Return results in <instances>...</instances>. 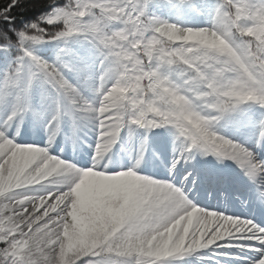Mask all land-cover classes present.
Returning a JSON list of instances; mask_svg holds the SVG:
<instances>
[{"label": "snow or ice", "instance_id": "1", "mask_svg": "<svg viewBox=\"0 0 264 264\" xmlns=\"http://www.w3.org/2000/svg\"><path fill=\"white\" fill-rule=\"evenodd\" d=\"M166 3L179 7L191 0ZM20 4L11 0L0 8V21L7 22L0 27V52L17 53L0 76V111L6 114L0 121V264H175L208 250L244 249L234 241L255 242L259 258L253 264H264V226L199 207L173 183L138 174L148 135L171 128L183 145L173 174L197 156L232 161L264 203V159L217 134L222 120L239 117L244 126L259 108L256 148L264 151V0H217L208 5L212 27L199 29L158 18L152 9L163 6L160 0H68L18 30L11 12ZM78 37L96 47L106 67L98 103L66 77L81 71L64 60L67 48L54 62L37 54L43 45ZM217 39L224 45L213 47ZM174 66L183 69L179 83L170 75ZM37 86L49 93L40 107L33 97ZM29 116L46 125L47 148L17 142ZM65 120L74 142L86 135L85 121L94 124L91 167L50 153ZM125 129L130 139L137 129L146 135L132 166L116 170L109 153ZM121 216L118 229L98 230L101 218ZM132 216L154 218L156 226L130 232Z\"/></svg>", "mask_w": 264, "mask_h": 264}, {"label": "rangeland", "instance_id": "2", "mask_svg": "<svg viewBox=\"0 0 264 264\" xmlns=\"http://www.w3.org/2000/svg\"><path fill=\"white\" fill-rule=\"evenodd\" d=\"M67 3H68V0H65L64 4H62V5L56 4L55 6L54 5L51 6L50 12H52L53 7H64L65 5H67ZM196 3L199 5V7H200V5L202 6L201 7L202 14L204 15L205 19L209 20L211 15H209L208 12L206 11V8H205L206 1L205 0H199ZM190 4H192V1ZM190 4L183 5V8L185 11L192 12ZM172 10L174 12H176L177 7H173ZM49 13H46L45 15H47ZM185 19H186L185 25L187 27L195 28L198 26L197 25V20H198L197 16H194L193 19H190L189 17H186ZM94 47L95 46L92 45V43L89 40H86L83 37H78V38L71 39L67 44L49 43V44L43 45L37 49V54L42 56L44 59L48 60L49 62H54L56 59V56L60 53V49L61 48H67L70 52V55L65 56L64 60L66 62H69L70 64L74 65L77 69H81V71H79V72H77V71L67 72L66 77L70 80V82H72L75 86H77L81 90L82 94L85 96V98L90 103H98L100 97L96 94V90L98 89L99 84H100V77L103 76L104 72L106 71V67H102L100 54H99L98 50ZM0 56L4 57L5 55H4V53L0 52ZM6 63H8V64H5V62L4 63L0 62V76H2L5 68L10 65V61L6 62ZM166 71H168V70H166ZM170 75H171V78L173 79V81H175L177 83L180 82L181 77H177L174 70H172V69L170 70ZM38 91H40V92L42 91V96L49 95L46 88H41V87L37 86L33 90V96H34V93H36ZM42 96H41V98H42ZM37 107H40V104ZM5 118H6V114L3 111H0V121H2ZM232 120H234V119H232ZM28 122L31 123L32 130H30L27 133L26 142H21V141H19V139L17 140V142L21 143V144H25V145L44 147L42 145L45 143V140L49 138V133L46 130V125L42 122L35 121L31 116L26 118V120H25V122L21 128L20 137L22 136L23 129L25 128V126L27 125ZM84 123L87 125L85 130H84L85 133L87 130H89V131H91L92 137H93L91 139L90 143L87 144V146H86V148L89 150V152L85 153V154H87V157H89V160H90L89 164L91 167L93 155H94V148H95V145L97 143V135H96L95 126L93 123H90L88 121H85ZM65 126L69 127L71 129L70 121L65 120L63 130L66 129ZM248 129H250V127ZM163 132L166 134L175 136L174 129L166 128V129H164ZM231 132H233L232 128H231ZM12 134L15 135V125H13V133ZM35 134H37V136H34ZM244 134H245V132L244 133H238V132L236 133L235 132L232 135L225 136V137L232 139L233 141L238 142V141H240L241 136ZM248 134L251 135L250 130H249ZM60 135H61V133L57 137H60ZM151 135H152V140L154 142V145L157 147V149L156 150L153 149L154 152H151L149 150L148 145H147V153L145 155L144 161H143L140 169L138 170V174H141V175H144L148 178H153V179H156L159 181L170 182V183H173L174 186L180 188L181 182L176 180L175 178H173V176H172L173 173L170 172L171 169H169L168 167L165 166L166 165V162H165L166 157H164L163 160L160 161L163 165L158 164L156 157H155V151H157V152L162 151L163 153L165 151L164 146L160 145V147L158 148V146H157L158 143L155 142L158 138L162 137V135H163L162 130L161 129L154 130ZM66 141H67V143H66L67 150L64 151L63 154H58V152L56 150L50 151V153L52 155L57 156L58 158L65 159L67 162H72V163L76 164L81 169H87V168H85L86 166H83L81 163H79L81 161V159H80L81 156L78 153V151H77V154L75 153L76 149L79 150V147H81V136H80V139H78L74 142L73 138H72L71 131H69L68 135L66 136ZM141 146L142 145H140L139 148H135V147L128 148V150L126 152L127 154L124 156L122 155L118 159V166L113 167V168H115L116 170H120L121 168H124V169L130 168L132 166L134 158L139 155ZM169 146H172V144H170ZM69 147H70L71 151H73V152L68 151ZM86 148H84V151ZM174 149H175V147H173V148L171 147L172 153L176 151V150L174 151ZM173 155H174V153H173ZM36 194L42 195L44 193L38 192ZM185 194L188 196V194L186 192H185ZM189 200H190V198H189ZM232 243L235 244L236 241H234ZM238 243L245 245L246 247H244V249L249 248L247 245L248 241H238ZM220 250H223V249H217L215 251H217V253H220L221 252ZM227 251H229V250H227ZM204 252H209V250L204 251ZM215 255H219V254H215ZM189 258H191V257H189ZM210 258L211 259H209V260L201 261V264H216L219 262L214 257H210ZM194 259L190 260V264H195L196 261H194ZM235 262L236 261L229 260L228 264H235ZM175 264H185V263H183L181 261H177V262H175ZM220 264H222V263H220Z\"/></svg>", "mask_w": 264, "mask_h": 264}, {"label": "trees", "instance_id": "3", "mask_svg": "<svg viewBox=\"0 0 264 264\" xmlns=\"http://www.w3.org/2000/svg\"><path fill=\"white\" fill-rule=\"evenodd\" d=\"M65 0H57V4H64ZM11 3V0H0V8L7 6V4ZM51 0H21V4L16 8L12 9L11 15L14 17L13 26L18 30L22 29L25 25L30 24L32 22H37L41 17H43L46 13L51 11ZM152 12L161 20L168 21V17L170 16V10H163L161 7H153ZM177 18H182L183 11H180L179 14L176 15ZM170 22V21H168ZM172 23V22H170ZM6 21H0V27H6ZM44 27H48L47 25H43ZM62 25L53 26L54 30L62 29ZM13 40H15V34L10 33ZM17 53L15 50L13 54L10 56L12 62L15 59ZM179 69L182 70V66H179ZM112 82H110L111 84Z\"/></svg>", "mask_w": 264, "mask_h": 264}, {"label": "clouds", "instance_id": "4", "mask_svg": "<svg viewBox=\"0 0 264 264\" xmlns=\"http://www.w3.org/2000/svg\"><path fill=\"white\" fill-rule=\"evenodd\" d=\"M171 38L175 40L181 39L179 35H175ZM192 38H193L192 36H189V39ZM210 43L212 44L213 47H216V46H223L225 42L223 40L217 39L215 41H211ZM3 190H4V186L2 183H0V193H2ZM124 222L125 220L123 216L112 217L111 219L101 218L98 221L97 228L101 232H107L109 229H113V228L118 229L120 226H122ZM127 223L130 232L144 230L156 226V221L154 220V218L148 216L142 218L132 216L127 219Z\"/></svg>", "mask_w": 264, "mask_h": 264}]
</instances>
